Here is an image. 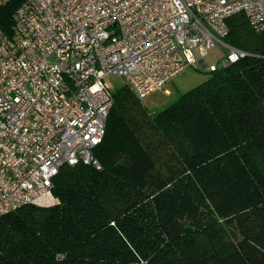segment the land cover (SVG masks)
Segmentation results:
<instances>
[{
  "label": "trees",
  "instance_id": "obj_1",
  "mask_svg": "<svg viewBox=\"0 0 264 264\" xmlns=\"http://www.w3.org/2000/svg\"><path fill=\"white\" fill-rule=\"evenodd\" d=\"M24 0H0L13 35ZM247 56L157 112L111 93L101 168L63 166L55 204L0 216V264H264V32L226 20Z\"/></svg>",
  "mask_w": 264,
  "mask_h": 264
},
{
  "label": "built area",
  "instance_id": "obj_2",
  "mask_svg": "<svg viewBox=\"0 0 264 264\" xmlns=\"http://www.w3.org/2000/svg\"><path fill=\"white\" fill-rule=\"evenodd\" d=\"M240 13L264 32V0H24L13 35L0 31V216L55 204L63 166L100 170L108 77L143 100L185 67L206 68L216 43L225 55L208 71L246 57L224 42Z\"/></svg>",
  "mask_w": 264,
  "mask_h": 264
},
{
  "label": "rangeland",
  "instance_id": "obj_3",
  "mask_svg": "<svg viewBox=\"0 0 264 264\" xmlns=\"http://www.w3.org/2000/svg\"><path fill=\"white\" fill-rule=\"evenodd\" d=\"M225 55V49L220 43L207 51L203 61L206 68H202L198 63L194 66L185 67L179 74L173 77L161 90L154 92L141 101L149 112H157L171 104L179 95L202 83L207 75L208 68L217 65ZM198 58L196 59V62ZM111 89L124 84L118 77L110 76L106 79Z\"/></svg>",
  "mask_w": 264,
  "mask_h": 264
},
{
  "label": "water",
  "instance_id": "obj_4",
  "mask_svg": "<svg viewBox=\"0 0 264 264\" xmlns=\"http://www.w3.org/2000/svg\"><path fill=\"white\" fill-rule=\"evenodd\" d=\"M201 62V61H200ZM205 66L203 65V67L202 68H204Z\"/></svg>",
  "mask_w": 264,
  "mask_h": 264
}]
</instances>
